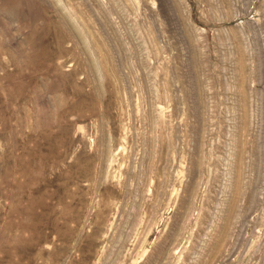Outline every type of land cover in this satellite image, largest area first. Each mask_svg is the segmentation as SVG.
<instances>
[{"label":"rangeland","instance_id":"1","mask_svg":"<svg viewBox=\"0 0 264 264\" xmlns=\"http://www.w3.org/2000/svg\"><path fill=\"white\" fill-rule=\"evenodd\" d=\"M0 264H264V0H0Z\"/></svg>","mask_w":264,"mask_h":264}]
</instances>
